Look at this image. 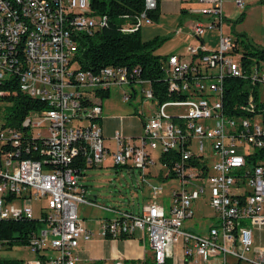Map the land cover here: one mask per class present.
Here are the masks:
<instances>
[{"label":"built area","instance_id":"1","mask_svg":"<svg viewBox=\"0 0 264 264\" xmlns=\"http://www.w3.org/2000/svg\"><path fill=\"white\" fill-rule=\"evenodd\" d=\"M233 3L242 9L241 0ZM197 4L192 13L204 22L195 23L190 34L199 40L204 30H216L217 48L204 51L199 43L198 49L165 56L167 99L158 101L137 67L79 68L80 43L109 26L90 0H0V84L16 78L20 94L44 105L26 114L20 130L0 120V222L32 220L30 203L47 201L37 214L41 227L26 246L42 259L29 264H79L78 244L93 235L78 218L77 206L95 205L86 200L77 171L99 166L107 156L115 168L137 170L148 189L138 213L103 209L113 217L97 221L101 239L139 234L149 256L134 264H176V259L179 264H264V238L255 246V235L264 237V160L249 159L253 152L264 153V64L246 68L240 58L237 63L231 59L234 44L221 30L222 0ZM156 9L157 0H142L137 15L116 18L117 32H138ZM230 79L245 83L238 114H228L224 106ZM134 86L147 87L140 89L149 104L147 115L137 114L140 136L127 138L116 131L110 150L99 126L100 98L110 87H128L121 100L129 102L136 95ZM31 139L38 145L29 146ZM6 144L13 156L3 151ZM20 150L31 156L17 159ZM154 151L163 181L175 182L167 190V208L155 200L163 194L161 183L148 180ZM78 159L80 169L75 168ZM203 197L215 220L200 236L182 225L192 217V204Z\"/></svg>","mask_w":264,"mask_h":264},{"label":"rangeland","instance_id":"2","mask_svg":"<svg viewBox=\"0 0 264 264\" xmlns=\"http://www.w3.org/2000/svg\"><path fill=\"white\" fill-rule=\"evenodd\" d=\"M234 0H223L222 4V36L228 37L231 43H236V50L231 54V59L237 63L244 52V47L253 45L264 49V0H241L242 9H235ZM181 15V14H180ZM158 14L155 21L149 19V23H141L139 36L141 41H150L154 37L163 40L154 52L160 56L184 54L187 49H198L199 41L190 34V28L195 23L204 22L202 16L195 14H185L184 16ZM242 15V20H239ZM202 48L204 51H213L218 45V34L216 30H204L201 36ZM136 95L129 102L121 100L123 93L128 95V87H110L106 97L101 100V118L106 122V126L119 131L124 137L136 138L140 136L141 119L137 115L142 113V117L148 114L149 104L143 99L140 89L146 90V86H134ZM259 93L262 92L259 90ZM0 108L3 105L0 103ZM4 109H0V120L4 115ZM167 113H170L168 110ZM145 114V115H144ZM258 121V119H256ZM121 121V123H120ZM103 145L110 150L113 148V141L105 140ZM158 152L151 154V159L155 162L154 167L149 169L150 173L164 172L158 161ZM139 172L131 168H115L111 164L109 156L99 166H91L81 171L79 186L85 190L87 201L94 203L95 207L78 205L77 216L86 222L97 221L104 218H112V214L103 212V209L114 211H126L138 213L145 203V193L148 190L142 182ZM149 180V178H148ZM159 182V181H158ZM175 185L174 181H165L160 184L163 194L157 197L156 202L165 208L169 205L168 189ZM45 199H38L30 203L33 217L39 215V208L46 206ZM215 220L212 209L208 206L205 197L192 204V217L183 222L182 228L185 231L203 236L208 226ZM246 225V221H243ZM260 238L263 235H255V246L260 245ZM145 251L149 256L148 249ZM51 256L52 253H45ZM0 258L21 261V264H29L37 259L36 255L30 252L26 246H13L11 249L0 248ZM125 264H131L127 262Z\"/></svg>","mask_w":264,"mask_h":264},{"label":"trees","instance_id":"3","mask_svg":"<svg viewBox=\"0 0 264 264\" xmlns=\"http://www.w3.org/2000/svg\"><path fill=\"white\" fill-rule=\"evenodd\" d=\"M157 0V4H158ZM91 9L99 14L107 16L109 26L95 33L93 36L84 39L77 52L78 64L81 70L94 72L104 66L112 67H128L129 69L137 67L140 70V77L150 82V87L154 97L158 101L167 99L165 94V85L163 83V69L161 62L165 56L156 55L154 52L163 40L158 37L152 38L150 41H141L139 32L130 34H120L115 28L116 18L120 15L132 17L142 10V0H90ZM157 9L152 12L149 17L155 21L157 19ZM239 20H242V15ZM236 50L234 43L233 52ZM242 67L251 65L252 63L264 64V49L249 45L244 47V52L240 56ZM9 82L0 84V91H4L0 96V103L3 105L4 115L2 122L5 126L16 130L22 129L20 123L26 114L31 110H38L44 105L37 100L30 99L18 92L16 87V78L12 77ZM225 109L228 114H238L235 110L237 104L242 103L245 99L246 92L245 83L230 79L225 81ZM106 92L102 97H106ZM253 93V96L256 97ZM140 117V116H139ZM29 146H37V140H29ZM3 151L11 152L10 144L4 145ZM31 152L33 149L30 150ZM31 154L20 155L17 159H27ZM164 156H159L163 162ZM251 162L264 160V153L253 152L249 156ZM79 159L75 163V168H79ZM77 170V169H76ZM81 176V171H77ZM41 227L37 218L32 220L20 221H2L0 222V241L4 249H11L13 246H27L30 236ZM42 259L41 256H36ZM0 264H21L19 260L0 258Z\"/></svg>","mask_w":264,"mask_h":264},{"label":"crops","instance_id":"4","mask_svg":"<svg viewBox=\"0 0 264 264\" xmlns=\"http://www.w3.org/2000/svg\"><path fill=\"white\" fill-rule=\"evenodd\" d=\"M197 8V0H159L157 4V14H167L172 16H178L181 14L180 16H184L185 14L188 15L192 13V11ZM198 41L202 45L201 39ZM141 116L140 119H142ZM99 126L101 128L102 137L105 140H110L113 136L114 130L107 127L106 122H104L102 118L99 121ZM159 175L160 177H158ZM148 177L151 183L158 181L160 183L165 182L163 181V175L160 171L152 173L149 171ZM144 198L146 202L148 200V190L146 191ZM80 220L82 221L83 226L92 233L93 237L88 242H80L78 244L76 255L79 259V264H112L115 260H121L123 263L130 262L131 264H134L140 263L142 258L148 256L145 251V246L142 245L139 240L138 233L128 239H101L97 234L98 225H96L95 221L86 222L83 218ZM177 249L178 247L175 248V250ZM176 264H179V259H176Z\"/></svg>","mask_w":264,"mask_h":264}]
</instances>
